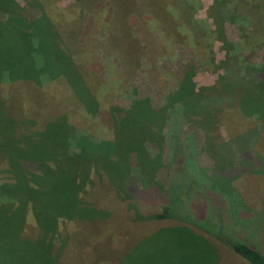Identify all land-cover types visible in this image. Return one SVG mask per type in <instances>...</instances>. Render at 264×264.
<instances>
[{
  "label": "trees",
  "instance_id": "1",
  "mask_svg": "<svg viewBox=\"0 0 264 264\" xmlns=\"http://www.w3.org/2000/svg\"><path fill=\"white\" fill-rule=\"evenodd\" d=\"M96 1L75 0L71 5L56 8L55 0H25V7L14 0H0V85L7 84L9 99L16 101L25 114L31 110L48 111L47 123L36 130L30 116L26 115L28 118L24 120L20 115L17 121L6 112L0 99V150L11 174L7 182L0 184L1 194L7 197L0 198L3 264H62L61 251L64 255L66 250L65 239L61 243L62 238H57L60 219L88 222L109 218L106 210L83 199L95 174L103 176L113 188V193H106L111 197L109 200L123 204L135 222L174 221L176 224L162 231L179 230V235L187 231L199 243L212 237L249 264H264V255L247 243L223 229L210 227L203 220L183 217L171 204L162 206L159 213L143 215L134 194L137 186L159 188L154 179L159 161L150 155L146 145L162 148L165 139L162 130L172 118L204 115L201 108L204 96L213 98V103L225 97L224 102L229 101L231 106L236 103L244 116L258 113L264 117V107L259 105L262 99L258 97L259 92L264 99V56L258 65L245 60L236 62L240 66L238 73L242 68L255 76L254 80L261 79L259 83L245 86L230 80L225 73L215 85L196 90L192 67L187 65L178 88L167 96L162 107L153 108L148 99L136 98H132L127 108L110 104L107 109L111 130L99 141L87 127H80L83 122L95 120L99 109L107 106L117 71L127 77L139 65L143 43L135 38L127 23L132 13L140 18L153 17L152 26L158 34L152 33L148 22L141 32L145 30L144 41L155 40L153 46L161 50L170 49L172 43L193 42L196 36L203 38L202 53H210L208 64L217 72L229 70L228 61L235 64L238 58L229 50L234 46L245 48L242 46L247 37L245 29L250 25L253 30L248 38L259 40L255 44L261 46L264 0H214L207 15L213 29L210 25L198 27L190 21V6L184 0H109L110 13L103 6L93 10L91 4ZM259 2L261 5H256ZM33 8L37 14L31 17L28 9ZM89 14L94 18L90 37L100 33L102 38L96 43L87 41L85 48H77V38ZM226 22L240 29L241 41H227L223 28ZM213 40L221 42L226 51V61L219 64L214 63ZM114 57L118 61L116 69ZM94 60L106 68V88L87 68ZM24 163L33 164L37 170L26 169ZM56 194H62V204L56 201L57 207H47L46 198L55 199ZM17 200L16 208L13 204ZM27 211L36 226L35 237H22ZM12 241L17 245L9 246Z\"/></svg>",
  "mask_w": 264,
  "mask_h": 264
},
{
  "label": "rangeland",
  "instance_id": "2",
  "mask_svg": "<svg viewBox=\"0 0 264 264\" xmlns=\"http://www.w3.org/2000/svg\"><path fill=\"white\" fill-rule=\"evenodd\" d=\"M108 1L97 0L91 4L93 10L103 6L108 7L110 13ZM184 1L190 6H187L190 21H194L198 27L210 25L209 28L213 29L212 20L207 15L214 0ZM14 2L25 7V0ZM74 2L75 0H55L54 5L56 8H63ZM256 5L260 6L261 3ZM28 11L31 17L37 14L34 8ZM262 12L264 18V9ZM152 18L150 15L140 18L136 13L127 18L133 35L143 43L141 58L131 75L125 77L120 70L117 71V80L112 95L108 96L107 106L99 109L95 120L81 124L80 127H87L98 141L111 130L107 109L110 104L127 108L132 98H136L148 99L153 108L162 107L167 96L178 88L187 65L192 67V81L196 90L215 85L218 77L225 73L229 74L230 80L245 86L262 81L254 80L255 76L242 68L238 73L240 66L236 63H243L245 60L248 64L258 65L262 62L264 40L259 47L255 44H259V40L257 42L248 38L253 30L251 25L245 29L247 37L242 43L245 48L240 50L234 46L229 50L231 55L238 58L235 64L228 61L229 70L214 72L213 66L207 61L210 53H202L205 42L200 36H196L193 42L186 40L172 43L167 50L153 46L155 40L153 43L144 41L145 30L141 32V29H146V22L151 24L148 28L153 29L152 33L158 34L152 26ZM93 24V15L89 14L85 27L77 38V48H85L87 41L96 43L102 38L100 33L90 37ZM223 28L229 43L241 41V31L236 25L226 22ZM260 29L264 34V20ZM160 40L161 43L165 42L164 37ZM211 44L214 63L226 61V51L222 49L221 42L213 40ZM112 61L116 69V57ZM87 68L93 72L101 86L106 88V68L96 60L90 62ZM6 87L7 84L0 85V99L6 112L17 121L20 115L24 120L28 118L26 115L30 116L36 123L34 129L40 130L47 123L48 111L31 110V113L25 114L16 101L11 102L9 89ZM258 97L262 99L259 105L264 107V99L259 92ZM223 99L226 98L221 97L213 103V98L211 100L204 96L201 100L204 115L191 118L180 115L177 119L168 121L162 130L165 137L162 148L150 143L146 145L150 155L159 161L154 177L159 188L137 186L134 194L143 215L159 213L162 206L171 204L183 217L191 221L203 220L212 228L223 229L264 255V117L258 113L244 116L236 103L231 106L229 101L224 102ZM224 114H228V117ZM4 158L0 150V184L7 182L11 176ZM24 166L34 172L37 170L31 163H24ZM96 175L92 176L83 199L106 210L109 218L88 222L60 219L57 238H62L61 243L65 239L66 250L64 255L63 249L61 251L62 264H249L212 237H207L210 242L206 240L205 243H199L196 236L187 231L182 235H179V230L162 231L176 224L174 221L135 222L123 204H114L109 200L111 197L106 193H113V188L103 176ZM1 193L0 190V198L7 199ZM58 196L56 194L55 199L48 196L46 206L57 207L56 201L61 205L62 194L56 199ZM13 205L17 208L18 200ZM23 232L22 237H35L37 234L30 211H27ZM8 245L16 246L17 242L12 241ZM37 250L43 251L42 248ZM0 264H3L1 258Z\"/></svg>",
  "mask_w": 264,
  "mask_h": 264
}]
</instances>
